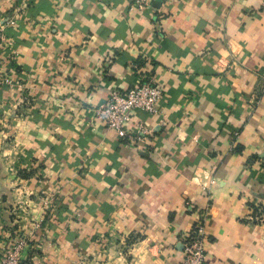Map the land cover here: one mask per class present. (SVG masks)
Instances as JSON below:
<instances>
[{
    "label": "crops",
    "instance_id": "crops-1",
    "mask_svg": "<svg viewBox=\"0 0 264 264\" xmlns=\"http://www.w3.org/2000/svg\"><path fill=\"white\" fill-rule=\"evenodd\" d=\"M0 35L20 264H179L200 215L208 264H264V0H0ZM151 79L132 149L95 111Z\"/></svg>",
    "mask_w": 264,
    "mask_h": 264
},
{
    "label": "built area",
    "instance_id": "built-area-1",
    "mask_svg": "<svg viewBox=\"0 0 264 264\" xmlns=\"http://www.w3.org/2000/svg\"><path fill=\"white\" fill-rule=\"evenodd\" d=\"M132 8L143 12L150 7V0H131ZM154 26L159 30L160 23L155 20ZM3 36L0 35V87L11 84V77L4 74L1 66V55L7 48ZM9 49V48H7ZM165 95V90L158 87L153 79L126 90H113L107 102L96 109V114L105 131H114L119 140L127 147L139 149L148 145V137L152 130L143 122H135L136 112H142L155 119L160 126L165 125L166 115L160 108V101ZM234 137H238L235 133ZM232 146L235 141H231ZM53 192H44L41 199L44 203L43 210H47L51 204ZM44 214V212H42ZM205 219L200 215L196 223L183 239L182 259L179 264H208L205 256ZM38 227V226H37ZM11 247L3 249L0 255V264H20L19 254L28 246L23 235L10 240Z\"/></svg>",
    "mask_w": 264,
    "mask_h": 264
},
{
    "label": "rangeland",
    "instance_id": "rangeland-1",
    "mask_svg": "<svg viewBox=\"0 0 264 264\" xmlns=\"http://www.w3.org/2000/svg\"><path fill=\"white\" fill-rule=\"evenodd\" d=\"M8 85H6L5 87H7ZM3 88V87H0ZM1 111H3V114H1L0 112V120L2 121V123L5 124V121H3V118L5 117L4 115V109L0 108ZM6 110V108H5ZM9 122H7L2 129H0V137L4 136V140L3 143L0 144V213H5V219L3 220V218L0 217V255L3 252V249L7 248L8 246L11 247V238H19L21 235L24 236V238L26 239V233L25 229H23L22 227L18 226V222L22 219H25V216H22L23 213V209L27 208V200L24 201V198H19V203L16 208L21 209L22 212H13L14 210V205H15V199H13L14 196H12L9 192H14V182H15V178H14V173L12 172V161H10L8 154H5L4 151H2V148L4 145L5 147L6 142L8 140V138L10 137L8 134V126ZM0 126H2V124H0ZM21 177L26 176L24 173H19ZM47 193V192H46ZM19 195L22 196H27V193H21L18 192ZM43 202V201H42ZM4 203V204H2ZM23 203V204H22ZM44 205V203H43ZM43 205L40 206V210L41 212L46 213V209L43 210ZM43 216V214H42ZM18 217V218H17ZM4 221V223H3ZM38 223V222H37ZM13 235V237H12ZM11 237V238H10ZM26 242L28 243V241L26 240ZM26 247H28L26 245ZM26 247L20 252L19 254V259H21V254L23 253V251L26 249Z\"/></svg>",
    "mask_w": 264,
    "mask_h": 264
}]
</instances>
